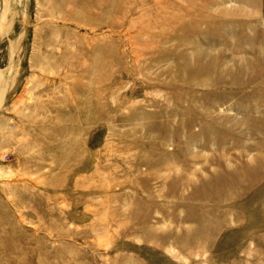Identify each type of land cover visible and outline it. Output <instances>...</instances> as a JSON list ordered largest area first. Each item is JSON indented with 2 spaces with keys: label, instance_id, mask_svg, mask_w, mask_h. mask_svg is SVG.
Listing matches in <instances>:
<instances>
[{
  "label": "rangeland",
  "instance_id": "1",
  "mask_svg": "<svg viewBox=\"0 0 264 264\" xmlns=\"http://www.w3.org/2000/svg\"><path fill=\"white\" fill-rule=\"evenodd\" d=\"M3 9L0 264H264V0Z\"/></svg>",
  "mask_w": 264,
  "mask_h": 264
},
{
  "label": "bare ground",
  "instance_id": "2",
  "mask_svg": "<svg viewBox=\"0 0 264 264\" xmlns=\"http://www.w3.org/2000/svg\"><path fill=\"white\" fill-rule=\"evenodd\" d=\"M6 15H7V11L5 10V9H3V11H1L0 12V26L2 25V24H4L6 21H5V17H6ZM3 18V19H2ZM2 20L4 21V22H2ZM2 22V23H1ZM74 93V92H73Z\"/></svg>",
  "mask_w": 264,
  "mask_h": 264
}]
</instances>
